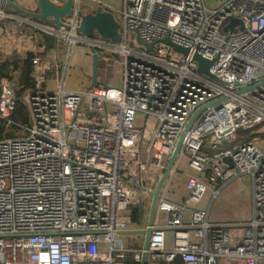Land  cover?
Returning <instances> with one entry per match:
<instances>
[{"label": "built area", "instance_id": "built-area-1", "mask_svg": "<svg viewBox=\"0 0 264 264\" xmlns=\"http://www.w3.org/2000/svg\"><path fill=\"white\" fill-rule=\"evenodd\" d=\"M72 1L74 11L81 10V0ZM87 1L91 9L117 12L120 44L83 37L75 15L55 27L0 8L2 33L13 24L18 39L33 44L35 82L22 96L28 124L19 126L20 136L0 138V264L139 263L142 237L135 234L141 240L131 243L127 235L131 209L139 210L134 230L146 229L148 191L181 138L156 203L147 261L264 264V0H223L213 9L204 0H117L118 11L102 0ZM233 19L240 24L230 25ZM130 34L135 42L154 43L152 50L129 47ZM42 35L54 40L49 56L40 54ZM5 39L0 52L24 59L25 47ZM165 39L188 54L175 53L161 43ZM77 45L87 47L90 57L96 52L99 84L90 80L73 91L66 81ZM107 53L121 59L118 87L98 80ZM194 55L211 62L208 73L216 80L196 71ZM50 75L55 86L45 90ZM12 83L0 81L5 130L18 98ZM238 131L252 136L240 141ZM181 159L190 171L182 170ZM173 175L184 181L180 202L166 198ZM244 175L251 179L252 215L242 226L212 224L208 208L188 207L206 193L213 200ZM129 187L138 200H131ZM159 213L165 215L162 224Z\"/></svg>", "mask_w": 264, "mask_h": 264}, {"label": "rangeland", "instance_id": "rangeland-1", "mask_svg": "<svg viewBox=\"0 0 264 264\" xmlns=\"http://www.w3.org/2000/svg\"><path fill=\"white\" fill-rule=\"evenodd\" d=\"M84 0H81V3ZM105 1L110 5V7L114 6L116 10L118 11L120 8L119 1H114L113 3L111 0H102ZM223 0H204L206 6L210 9L218 7ZM85 2L90 3L85 0ZM82 8V6H81ZM112 15L114 17V20L118 22V15L117 12L114 10L112 11ZM6 32L2 33V28L0 27V40H2V46H5L6 39L5 38H11L9 41L10 46L14 47V45L18 44V34L19 30L13 25L6 23L4 25ZM23 29L26 30V26L23 27ZM28 31V30H26ZM9 32H13L12 34L8 35ZM30 32V31H28ZM130 40L134 39V42L129 43V47L132 48H138L137 42H135V37L130 34L129 35ZM64 49V46L59 45L58 50L61 54V51ZM171 50V49H170ZM172 51V50H171ZM173 52V51H172ZM176 53V52H175ZM87 52V47L83 45H77L74 49L73 53V59H72V67L70 69V72L72 70H75L77 67H82L84 70H86L88 73L90 71L89 66V59ZM178 56V55H174ZM90 57V56H89ZM109 61H101L99 65V72H100V80L102 81L103 85L110 86V87H118L120 83V66L119 63L121 59L119 57H116V55H111L110 53H107L105 55ZM179 57V56H178ZM108 65V66H107ZM103 75V76H102ZM80 82V79L77 74H74L70 81L67 82V88L70 90H75L78 88L77 84ZM53 83L49 81L47 78L45 79V82L43 83V89L49 88L50 84ZM74 83V84H73ZM46 85V87H45ZM26 96L22 97L21 100L25 102ZM139 118H141V115H138ZM78 121V119H77ZM137 126L141 125V121L137 122ZM7 133V130L3 128L2 124H0V138L4 135V133ZM10 133V132H8ZM182 170H187L186 167H182ZM176 182L172 183L168 191L166 192V198L175 202H179L181 198V194L184 195L183 189H178L176 187V183H180V180H175ZM182 184H180L181 187H183L184 181L182 179ZM128 190L131 193V200H138V191L133 188H128ZM143 199L150 200V197L148 195L143 194ZM211 194L206 193L200 200V202L197 205L190 204L188 205L189 208H197L205 210L208 208V219L209 222L212 224H235L238 226H242L246 222L250 220L251 217V179L248 175L241 176L240 178L230 182L229 184L225 185L219 192V194L210 201ZM188 214V211L185 212V215ZM164 214L159 213V224H162L164 221Z\"/></svg>", "mask_w": 264, "mask_h": 264}, {"label": "water", "instance_id": "water-1", "mask_svg": "<svg viewBox=\"0 0 264 264\" xmlns=\"http://www.w3.org/2000/svg\"><path fill=\"white\" fill-rule=\"evenodd\" d=\"M36 2L38 6L36 11H25L10 0H4V1L0 0V8L3 7L12 8L17 13L23 14L32 20L36 19L41 23H45V24L49 23L54 25L55 27L64 26L63 20L75 15L79 20L77 31L83 37L91 38L96 35L114 44H120L122 41L121 34L118 32L120 28L119 24L114 20V17L110 12L102 10V8L99 6L95 7L91 11L84 12L82 10L74 11L72 0H36ZM237 23L240 24L239 20L233 19L230 25H234ZM230 25H228L227 28H229ZM136 42L138 43L139 46L143 47L147 51H151L154 44V43L153 44L141 43L137 38H136ZM161 43L170 47L173 51L183 54L184 56L188 54L187 49L172 44L166 39L161 41ZM193 61L197 63V69H196L197 72L204 74L213 80H216L214 76L208 73V69L211 66V62L202 59L198 55L193 56ZM98 64H99L98 56L96 52L92 49L91 76H90L91 86H96L99 84V82L97 81ZM248 89H249L248 87L242 88L241 91H246ZM203 109L204 107L199 109L190 117L184 132L188 131L195 118ZM181 142H182V138L177 143L175 149L170 155L167 167L165 168L161 177L157 181L154 190L152 192L148 191L149 196H151V202L148 209L147 228L143 230L128 231L131 234H140L142 236V248L144 252L141 255V260L139 264L147 263L146 250L148 247V241L151 233L150 226L152 225L153 222L156 203L164 187L165 181L177 160V156L181 148ZM138 189L141 190V187H138Z\"/></svg>", "mask_w": 264, "mask_h": 264}, {"label": "trees", "instance_id": "trees-1", "mask_svg": "<svg viewBox=\"0 0 264 264\" xmlns=\"http://www.w3.org/2000/svg\"><path fill=\"white\" fill-rule=\"evenodd\" d=\"M43 39V51L40 54H44L45 51L50 50L54 46V40L50 37L42 35ZM31 54H26L24 59L18 57L15 53L3 54L0 52V81L3 79H13V89L17 92V100L15 101V107L12 115L10 116L11 125L1 138H13L20 136L19 126L28 124V112L25 103L21 100L24 93L34 88V79L31 74L33 67L31 64ZM1 94V89H0ZM0 120V124H1ZM10 132V133H8ZM237 135L240 137V141H247L251 136V132L238 131ZM139 219V210L137 207H132L130 215V223L137 224ZM123 264H139L128 263Z\"/></svg>", "mask_w": 264, "mask_h": 264}, {"label": "crops", "instance_id": "crops-1", "mask_svg": "<svg viewBox=\"0 0 264 264\" xmlns=\"http://www.w3.org/2000/svg\"><path fill=\"white\" fill-rule=\"evenodd\" d=\"M10 1H12L13 3H15L18 7H20L21 9H23V10H25V11H36L37 10V8H38V6H37V2H36V0H10ZM87 1V0H86ZM89 2V1H88ZM81 6H82V8H81V10L82 11H84V12H88V11H91L92 9H91V6H92V3H87V2H85V0L84 1H82V3H81ZM4 8V11L6 12V13H12V14H14V15H16V16H18V17H20L21 19H25V15H23V14H19V13H17L16 11H14L12 8H9V7H3ZM26 18H28V17H26ZM35 21H37L36 19H34ZM26 30H28V31H32V29L31 28H29V27H27L26 26ZM19 41H17V43L18 44H16V45H14V48H20V46H24L25 47V52L28 54L29 53V51L33 48V44H32V42L31 41H29V43H28V41H23V40H21V39H18ZM22 53V52H21ZM51 54V52H49V50L48 51H45L44 52V54L42 55V56H49ZM18 57H20L21 55L20 54H16ZM20 55V56H19ZM53 55V54H52ZM87 56H88V59H89V66H90V71H89V73L86 71V70H84L82 67H77L75 70H72L71 72H69V76H68V78H67V81H66V86H67V82H69L70 81V78L74 75V74H77L78 75V77H79V79H80V82L77 84V86H78V88H76L75 90H73V91H77V90H81V89H83V88H86L89 84H90V74H91V57H89V55L88 54H86ZM100 70V69H99ZM103 76V75H102ZM49 78L50 79H52L53 78V76L52 75H50L49 76ZM98 80L100 81V72H99V74H98ZM49 81H51V82H53V83H51L50 84V86H49V88H47L46 87V85H45V87L48 89V90H51V89H53L54 88V86H55V81L52 79V80H49ZM74 84V83H73ZM178 164L179 165H181V167H186V164H185V160L184 159H181L179 162H178ZM188 171H190L189 169H187ZM187 170H185V171H187ZM148 174H150V173H148ZM180 180V183L178 182V184L176 183V187L178 188V189H183V187H181L180 186V184H182L181 183V179H180V177L179 176H177V175H173L172 176V180H171V182L168 184V186H167V191H168V189L170 188V186H171V184L172 183H174V182H176L175 180ZM183 198V195L181 194V198H180V201H181V199ZM179 201V202H180ZM251 215H252V198H251ZM148 216V215H147ZM251 218V217H250ZM138 224V223H137ZM137 224H130V227H129V231H134V228L136 227V225ZM126 234V233H125ZM130 232H128V240H130V242L131 243H134L135 241L137 242V241H139V240H141V237H135V234H131ZM139 236V235H138ZM18 264H26L25 263V260H22L21 261V263H18ZM146 264H152V263H150V262H148L147 261V263Z\"/></svg>", "mask_w": 264, "mask_h": 264}, {"label": "bare ground", "instance_id": "bare-ground-1", "mask_svg": "<svg viewBox=\"0 0 264 264\" xmlns=\"http://www.w3.org/2000/svg\"><path fill=\"white\" fill-rule=\"evenodd\" d=\"M108 66V65H107Z\"/></svg>", "mask_w": 264, "mask_h": 264}]
</instances>
